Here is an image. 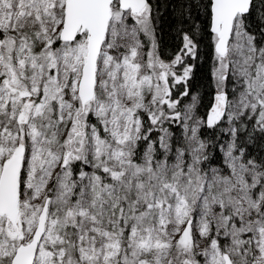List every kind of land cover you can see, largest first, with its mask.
I'll return each mask as SVG.
<instances>
[{
  "label": "snow or ice",
  "instance_id": "6c2138e0",
  "mask_svg": "<svg viewBox=\"0 0 264 264\" xmlns=\"http://www.w3.org/2000/svg\"><path fill=\"white\" fill-rule=\"evenodd\" d=\"M0 264H264V0H0Z\"/></svg>",
  "mask_w": 264,
  "mask_h": 264
},
{
  "label": "trees",
  "instance_id": "16d2710c",
  "mask_svg": "<svg viewBox=\"0 0 264 264\" xmlns=\"http://www.w3.org/2000/svg\"><path fill=\"white\" fill-rule=\"evenodd\" d=\"M166 39H170V37H167V36H166Z\"/></svg>",
  "mask_w": 264,
  "mask_h": 264
}]
</instances>
